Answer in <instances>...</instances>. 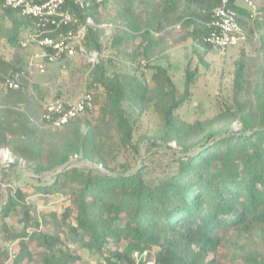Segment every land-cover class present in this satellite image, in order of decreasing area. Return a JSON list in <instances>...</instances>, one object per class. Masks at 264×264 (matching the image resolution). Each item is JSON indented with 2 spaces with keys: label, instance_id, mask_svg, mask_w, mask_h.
Returning <instances> with one entry per match:
<instances>
[{
  "label": "trees",
  "instance_id": "obj_1",
  "mask_svg": "<svg viewBox=\"0 0 264 264\" xmlns=\"http://www.w3.org/2000/svg\"><path fill=\"white\" fill-rule=\"evenodd\" d=\"M107 2H94L85 11L67 0L81 24L91 17L97 25H102L101 7ZM219 2L139 0V13L128 6L123 33L111 37V47L141 38L128 54L131 62L140 59L152 70L151 83L138 70L111 76L102 61L90 78V87L104 95L99 118L83 115L58 130L46 125L37 85L26 81L19 90L3 89L8 77L25 70L29 56L22 44L41 28L37 19L17 10H0V152L8 149L37 176L53 173L36 191L44 197L60 195L64 202L59 214L37 210L23 191L9 196L0 210V236L6 242L0 245V264H77L75 245L94 251L106 264H135L134 250H148L155 264H216L209 257L223 239L247 233L251 239L257 233L258 242L251 241L250 252L243 250V262L264 264V0L256 15L238 7L245 43L258 38L259 54L241 49L232 103L215 118L184 121L178 111L191 102L194 73L187 68L180 93L169 69L153 64L165 55L168 43L162 33L170 25L187 31L184 40L190 37L212 49L204 37ZM66 29L42 30L56 36ZM101 32L88 28L83 41L87 49L102 53L108 48ZM124 104L140 114L152 107L161 121L152 144L176 145L175 157L163 171H154L155 177L147 176L145 165L133 173L111 170L117 150H128L135 133ZM75 157L90 168L70 167ZM18 210L23 212L21 232L6 224Z\"/></svg>",
  "mask_w": 264,
  "mask_h": 264
},
{
  "label": "rangeland",
  "instance_id": "obj_2",
  "mask_svg": "<svg viewBox=\"0 0 264 264\" xmlns=\"http://www.w3.org/2000/svg\"><path fill=\"white\" fill-rule=\"evenodd\" d=\"M255 2L258 7L262 4V0H255ZM128 6L138 13L142 8L139 0H108L106 5L101 7L102 25H107L101 28L103 32L102 42L108 47L101 53L102 60L111 76L116 73H133L138 70V73H144L147 82L151 83L152 70L145 68L140 59L131 62L129 58V54L135 51L140 42L139 37L136 36L126 46L111 47L114 40L111 37L123 33L125 28L123 16ZM163 35L168 38L165 55L153 64H159L169 69L170 76L180 93L184 92L187 68L194 73L195 77L191 87V102L178 111L179 116L189 123L215 118L221 107L232 103L235 63L239 59L241 49L243 48L253 55L259 54L258 38L251 43H242L231 48L227 54L221 55L213 49H207L193 42L191 39L184 40L181 25H172L171 29L165 31ZM2 51L6 57L12 56L11 51ZM34 52H40V49L33 45L25 49L27 57ZM48 70L49 74L47 75L35 74L31 76V82L39 87L44 98L40 100L42 110H44L43 103L55 99L75 100L84 88H90L94 93L95 100H98V104L96 103V108L85 116L94 121L99 118L100 107L104 103V95L100 88L90 87V78L94 69H91L81 57L77 56L64 64L50 66ZM123 107L126 117L135 126V133L132 146L128 150L122 148L117 150V157L111 162V170L116 173L123 171L133 173L145 165L147 176L155 177L154 171H163L164 168L162 167L175 157L173 151L177 149L176 145L171 143L170 149L159 142L156 145L152 144L154 134L161 125L160 118L152 107L144 114H140L130 104H124ZM237 127L240 129V126L235 124L234 129L237 130ZM7 157L8 160L5 162ZM72 164L78 168H90V165L84 160H77ZM53 175V173H48L45 177L37 176L25 161L14 154L1 152L0 210L9 196L16 191H23L26 201L36 206L37 210L41 212L55 210L59 214L62 213L64 208L62 196L44 197L36 191L38 187L48 183ZM6 224L10 230L23 231V212L19 210L13 212L6 220ZM61 235L62 238L65 237L64 233ZM249 236L250 233L241 236L231 234L224 238L218 252L211 255L209 260L213 259L216 264H245L242 259L243 250L246 249L250 252L252 250L249 246L251 241L258 242L257 233L252 234V239ZM2 237L1 235L0 245L3 247L6 242L2 240ZM110 248L113 250L116 246H110ZM73 249L80 256L77 264H106L97 253L90 249L82 248L79 245H75Z\"/></svg>",
  "mask_w": 264,
  "mask_h": 264
},
{
  "label": "built area",
  "instance_id": "obj_3",
  "mask_svg": "<svg viewBox=\"0 0 264 264\" xmlns=\"http://www.w3.org/2000/svg\"><path fill=\"white\" fill-rule=\"evenodd\" d=\"M94 2L101 4L102 0H73L76 7L85 11L89 10ZM239 6L247 8L253 15L259 10L255 0H220L218 7L213 11L209 33L204 37V42L221 55L227 54L229 49L247 40L239 21ZM6 9L17 10L23 16L37 19L41 29L29 35L22 44L24 49L30 45L36 46L40 52H34L28 57L24 71L6 79L3 84L4 91L19 90L24 87L26 81H32L31 76L47 75L50 66L64 64L77 56L91 69H95L103 61L102 54L97 50L87 49L83 41L89 27L101 29L107 25H97L91 17H87L85 23L81 24L80 18L69 9L67 0H0V10ZM46 27L67 29L56 36H50L45 35L42 30ZM142 65L145 66V63ZM43 107L46 125L53 130L65 127L96 108L94 93L90 88H84L75 100L55 99L43 103ZM1 152L12 154L8 149ZM7 160L8 157L5 162ZM77 160L80 158H73L69 166H74L72 162ZM98 169L103 170L102 165H99ZM132 259L135 264H155V259L148 250H134Z\"/></svg>",
  "mask_w": 264,
  "mask_h": 264
},
{
  "label": "crops",
  "instance_id": "obj_4",
  "mask_svg": "<svg viewBox=\"0 0 264 264\" xmlns=\"http://www.w3.org/2000/svg\"><path fill=\"white\" fill-rule=\"evenodd\" d=\"M170 19H171V17H170ZM171 27H172V25H170L168 28H166L163 31L162 35L165 33V31H169V29H171ZM186 34H187V31L183 30V36H185ZM188 39H191L192 40V38H190V37ZM140 40H141V38H140ZM166 40H168V38H166Z\"/></svg>",
  "mask_w": 264,
  "mask_h": 264
}]
</instances>
